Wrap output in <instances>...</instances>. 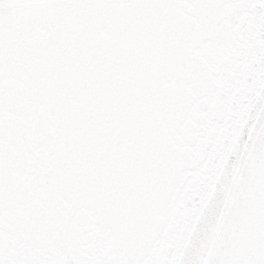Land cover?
<instances>
[{
    "label": "snow or ice",
    "instance_id": "1",
    "mask_svg": "<svg viewBox=\"0 0 264 264\" xmlns=\"http://www.w3.org/2000/svg\"><path fill=\"white\" fill-rule=\"evenodd\" d=\"M0 264H264V0H0Z\"/></svg>",
    "mask_w": 264,
    "mask_h": 264
}]
</instances>
